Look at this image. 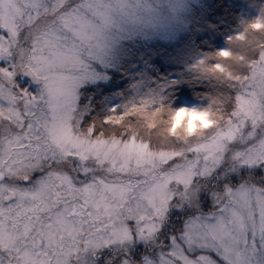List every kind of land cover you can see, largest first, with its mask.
<instances>
[{"label": "snow or ice", "instance_id": "6c2138e0", "mask_svg": "<svg viewBox=\"0 0 264 264\" xmlns=\"http://www.w3.org/2000/svg\"><path fill=\"white\" fill-rule=\"evenodd\" d=\"M150 7L0 0V264H264V15L201 62L207 107L84 119L109 29ZM181 111L209 122L182 136Z\"/></svg>", "mask_w": 264, "mask_h": 264}, {"label": "rangeland", "instance_id": "374dc122", "mask_svg": "<svg viewBox=\"0 0 264 264\" xmlns=\"http://www.w3.org/2000/svg\"><path fill=\"white\" fill-rule=\"evenodd\" d=\"M231 1L241 7V11L245 17V24L251 23L258 17L264 15V2L256 3L252 2V0ZM206 2L207 0H147V3L151 6L150 11L140 19L135 21H123L117 19L109 29V47L107 49L105 63L97 65L102 75L96 80L89 81L83 86V88L88 85L107 83L110 78L109 72L111 70L119 69V66H121L122 63L121 61L129 58L131 54H133V52H131L130 56L126 57L129 51L128 46L133 45L132 47L136 51L137 56L132 59L130 57L131 60L127 59L130 60L128 76L132 82L130 86L131 96L128 103L148 95L157 97L163 101L165 99L166 90L173 87L174 82L172 80H166L167 82L165 83L157 81L154 84L152 82L148 75L149 73L151 74L150 61H152L151 59L153 57L157 56L152 47H157L158 45L168 46L169 44L176 46L175 44H179L182 41L184 43L185 34L190 29V24L193 21H196L194 20V9L196 11L199 10L200 12L206 8ZM201 20L202 17L199 18V21ZM202 27L207 29V25L204 22L202 23ZM231 38L232 37L224 41L220 38L217 39L224 44L221 49H227L230 47ZM141 45H145L146 47L142 52ZM179 47L182 46L180 45ZM176 51L179 54V57H186H181L178 60L172 59L171 63L166 64L176 65L183 69L186 67V72L197 73L198 77H202V80L204 81L215 79L203 72L201 66V62L215 63L217 58L213 54L207 55L196 53L197 55H194L193 53H195V51H193V49H181L178 47H176ZM189 56H191V58H188ZM185 59H187V61ZM208 105L209 103H207V105L204 103L199 105L196 103L193 104L192 102H186L184 107L205 108Z\"/></svg>", "mask_w": 264, "mask_h": 264}, {"label": "trees", "instance_id": "16d2710c", "mask_svg": "<svg viewBox=\"0 0 264 264\" xmlns=\"http://www.w3.org/2000/svg\"><path fill=\"white\" fill-rule=\"evenodd\" d=\"M252 2L261 3L264 0H252ZM206 4V8L200 12L194 9V20L196 21L190 24V29L185 34L184 43L182 41L175 44L176 46L169 44L168 46L158 45L152 47L157 56L150 61L151 74L148 75L154 84L157 81L165 83L166 80L174 82L173 87L166 90L165 99L163 100L165 104L173 109L184 106L186 102L207 105L210 102V94H213L220 87L216 79L204 81L202 77H198L197 73L186 72V67L183 69L176 65L166 64L171 63L172 59L178 60L181 57H186H179L176 47L193 49L195 51L194 55H197L196 53L212 55L221 50L224 45L217 39L228 40L243 31L246 25L241 7L231 0H207ZM200 17H202L201 21H199ZM203 22L207 25V29L202 27ZM180 45L182 47H179ZM132 46H128L129 51L126 55V57H129L133 52L130 56L131 59L137 56ZM141 47V52L146 49L145 45H141ZM130 57L121 61L119 69L109 72L110 78L107 83L88 85L82 89L83 94L80 97L79 104L81 108L88 109L84 117L86 121L93 116L102 118L111 112L113 106L116 107L117 111H121L123 106L128 103L132 84L128 76ZM188 58H191V56ZM185 60L187 61V59Z\"/></svg>", "mask_w": 264, "mask_h": 264}, {"label": "clouds", "instance_id": "9594fccd", "mask_svg": "<svg viewBox=\"0 0 264 264\" xmlns=\"http://www.w3.org/2000/svg\"><path fill=\"white\" fill-rule=\"evenodd\" d=\"M208 122V118L199 112L181 111L175 113L172 126L180 135L191 136L200 131L198 125Z\"/></svg>", "mask_w": 264, "mask_h": 264}]
</instances>
